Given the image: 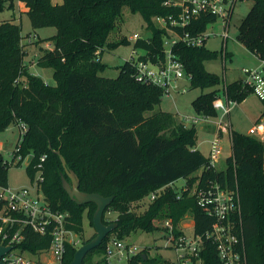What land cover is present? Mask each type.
Wrapping results in <instances>:
<instances>
[{"label": "trees", "instance_id": "16d2710c", "mask_svg": "<svg viewBox=\"0 0 264 264\" xmlns=\"http://www.w3.org/2000/svg\"><path fill=\"white\" fill-rule=\"evenodd\" d=\"M18 1L27 9L25 13L33 29H55L49 39L52 49L45 50L37 62L39 67L51 70L55 85L29 73L23 60L20 24L0 21V131L11 124L26 125L20 154L33 156L27 170L33 176V165L45 156L42 192L53 209L69 214L67 228L78 236L84 232V216L92 223L96 205H77L68 197L62 179L70 180L56 152L64 158L67 170L78 178L80 192L113 197L103 223H116V228L86 254L83 264H108L105 247L109 239L125 240L137 232L160 231L159 223L164 219H170L179 234L180 221L189 215L195 233L203 235L213 219L194 196L188 192L180 196V190L172 186L180 178L192 186L194 174L207 165V157L195 149V127H185L176 114L155 110L162 101L163 90L136 82L135 69L128 60L119 68L116 78L99 75L105 67L100 61L104 49L128 42L126 38L108 42L124 7L138 13L149 30L148 38L137 40L133 48L146 51L153 62L158 61L156 58L163 61L166 31L157 27L153 19L168 23L170 17H177L179 7L164 5L177 0ZM11 7L12 2L0 0V11ZM214 21V17L205 16L185 29L173 30L179 35L198 36ZM237 40L252 54L264 55V0H255L241 21ZM173 52L191 77L190 89L200 91L192 101L195 115H216L211 103L221 91L237 103L251 94L240 81L222 84L219 76L206 70L205 62L222 57V50L218 53L205 46L193 48L178 43ZM229 137L231 154L225 168L204 170L201 180L238 188L248 264H264V143L233 129ZM8 168L0 158V186H7ZM160 188L164 189L142 213L131 210L132 204ZM108 211L115 212L116 218L107 219ZM94 237L95 234L83 243ZM47 244L48 239L42 246ZM75 252L76 248L67 246L63 264H69ZM200 257L203 264H218L215 246L209 241H203ZM138 263L165 264L149 259L147 248L129 262Z\"/></svg>", "mask_w": 264, "mask_h": 264}, {"label": "built area", "instance_id": "2783aa9c", "mask_svg": "<svg viewBox=\"0 0 264 264\" xmlns=\"http://www.w3.org/2000/svg\"><path fill=\"white\" fill-rule=\"evenodd\" d=\"M238 1L242 0H179L177 2L167 1L166 6L179 7L180 12L177 17H170L168 23L161 18L153 19V23H159L160 27L166 31L163 39V61H151L146 55V51L133 49V54L129 58L135 72L134 79L138 83L153 85L163 90L164 95L171 96L172 92L186 91L180 82L187 80L190 82V75L186 74L179 57L173 52L174 46L182 43L188 47L200 48L204 46L205 37L203 34L191 36L188 33L177 34L173 27L185 29L193 21L201 17L211 16L215 20L223 21L224 32L221 35L223 46L227 41V30L230 18ZM133 34L130 40H146ZM49 48V46H47ZM222 60H226V52L222 50ZM258 65L251 68L241 69V78L238 80L241 85L251 91V94L264 101V55H254ZM144 57L145 60L141 59ZM237 101L230 99L225 91L219 92L212 102L214 110L221 111L223 115L230 112L232 106ZM180 121L185 127H196L202 123L211 121L201 115H181ZM217 132L213 134L209 142L207 155V165L196 174V180L192 186L185 185L180 189V196L188 192L197 201V204L205 214L213 219L209 230L203 235H197L194 230V221L191 216L185 215L180 221L175 233V227L170 219L160 221V231L165 237V247L172 249L176 255L177 264H203L200 252L203 241H209L215 246L218 264H248L246 243L242 232L241 204L238 188L223 186L217 181H203L201 174L205 171H219L217 164L222 154V139L219 130L226 131L220 124L216 123ZM18 140L15 149L8 152V157L4 158L0 146V158L7 166L24 165L26 168L31 165L32 160L26 165L29 155L20 154L21 143L26 133L27 127L23 123H18ZM264 135V120H259L249 130V135ZM196 149V148H195ZM31 155V154H30ZM45 156H41L34 169L38 178L32 187L10 188L0 186V245L9 248L0 260L3 264H63L67 246L77 248L80 245L78 235L69 230V214L55 210L45 198L41 182L42 164ZM173 186V183H172ZM164 188L151 192L145 198L151 203L162 192ZM110 212H106L107 219ZM48 239L47 246H42ZM143 250L134 243L125 240L111 238L105 247V257L108 264L112 258L124 260L129 264ZM141 264V263H138Z\"/></svg>", "mask_w": 264, "mask_h": 264}, {"label": "rangeland", "instance_id": "374dc122", "mask_svg": "<svg viewBox=\"0 0 264 264\" xmlns=\"http://www.w3.org/2000/svg\"><path fill=\"white\" fill-rule=\"evenodd\" d=\"M51 1L53 3L61 2V0ZM10 2H12L11 8H5L0 11V21L12 20L14 23L20 24L22 44L26 50V54L23 58L24 63L27 64L30 61L36 62L40 55H42L43 51L47 50V43L53 47V44L49 39L55 34V29L52 27L33 29L30 25L27 14L22 11L19 1L6 0V4ZM254 2L255 0H242L237 2L229 21L227 30L228 38L224 46L221 39V35L224 32V24L222 20L217 19L211 24H208L203 32V35L207 37L204 44L206 49L218 53H220L221 50H224L230 55L226 56V60H222V57H218L217 59L205 62L204 64L208 72L216 74L222 79V84L224 82L227 84L236 81L237 78L240 77L242 68H251L258 65V61L254 54L248 51L237 40L241 21L246 17ZM155 25L160 27L159 23H155ZM133 34L147 37L149 36V30H147L144 20L138 13H132L127 7H124L122 9L121 18L117 22L115 30L110 34L108 42L117 43L123 38H126L128 42L118 45L115 48L104 49V52L100 56V61L105 67L99 73L100 76L105 78L117 77L119 68L125 63V61L129 60L133 54L134 41L129 39ZM28 38H30L31 43H28ZM39 49H41V52H39ZM30 72L42 80L44 79L43 81H45L46 84L55 85L50 69L41 68L36 65L34 68H31ZM180 85L185 87L186 91L184 93L172 92V97L164 95L160 105L157 106L155 110L176 114L179 120L182 114L194 116L195 110L192 101L200 94V91L197 89H190V82L187 80L181 81ZM262 108H264L262 102L254 95L250 94L245 100L232 106L227 115H223L221 111L216 110V115L214 116L211 114L201 115L208 118L211 122L202 123L195 127L197 134V147L195 146V148L203 155L207 156L209 142L213 137V133L217 132V125L214 124L218 123L221 127L227 128L226 131H223L222 129L218 131L222 139V154L219 163L217 164V170L224 169L225 161L231 154V142L229 137L230 130L233 129L242 135H249V130L255 123H257L256 120L260 117ZM260 120H264V117H261ZM18 136V128L14 124H11L3 131H0V146L4 158L8 157V152L15 149ZM249 136L264 143V135L260 136V134L256 133ZM262 164H264V156H262ZM198 173L199 172H196L194 175ZM37 178V173L31 176V173L24 165H12L7 169L6 173V183L10 188L32 187ZM185 183L186 180L180 178L174 181L173 188L180 190ZM148 205V199L142 198L137 203L131 205V210L136 213H142ZM108 212H110V218H116L117 214L115 212ZM82 223L84 232L82 235L78 236L80 239V245H78L76 250L81 245L85 244L83 243L84 241L95 234L94 227L87 217L84 216ZM126 241L134 243L140 249L147 248L149 259H155L161 263L165 262V264H177L175 252L164 246L165 237L163 231L137 232L131 234ZM109 264H126V262L124 260L119 261L118 258L114 257L110 260Z\"/></svg>", "mask_w": 264, "mask_h": 264}, {"label": "water", "instance_id": "95a60500", "mask_svg": "<svg viewBox=\"0 0 264 264\" xmlns=\"http://www.w3.org/2000/svg\"><path fill=\"white\" fill-rule=\"evenodd\" d=\"M59 155L62 167L65 170L66 175L68 176L70 182H67L64 178L62 179V188L68 195V197L75 202L77 205H84L93 203L96 205V210L92 216V223L95 230V237L92 238L89 242L81 245L75 252L72 261L69 264H83V259L86 254L98 247L103 240L116 228V223L104 224L103 216L106 208L113 201V197H103L97 193H84L80 192L78 189V178L76 175L68 171L66 168V163L64 158L60 155L59 152H56ZM33 156L29 155L26 160V165L30 163ZM9 248L2 247L0 245V258L7 252ZM0 264H3L0 260Z\"/></svg>", "mask_w": 264, "mask_h": 264}, {"label": "crops", "instance_id": "0c3cea01", "mask_svg": "<svg viewBox=\"0 0 264 264\" xmlns=\"http://www.w3.org/2000/svg\"><path fill=\"white\" fill-rule=\"evenodd\" d=\"M20 3V2H19ZM20 6L22 7V11L23 12H26L27 11V9L25 8V6H24V4L23 3H20ZM37 40H39V39H37ZM28 43H31L30 42V38H28ZM24 46V45H23ZM47 46H49L50 48H48ZM46 49L47 50H51L52 49V47L50 46V44L49 43H47V45H46ZM24 51H25V54H26V50H25V47H24ZM39 52H41V49H39ZM44 52V51H43ZM41 56V55H40ZM40 58V57H39ZM38 58V59H39ZM38 59H37V61L35 62V61H30L29 63H24L25 65H26V67H27V69H28V71H29V73H31V74H33L32 72H30V70H31V68H34V66H36L37 65V62H38ZM38 66V65H37ZM36 73V72H35ZM39 73V72H38ZM33 75H35V74H33ZM241 78V74H240V77L239 78H237V80L236 81H238L239 79ZM44 80V79H43ZM45 82V81H44ZM46 83V82H45ZM262 112V111H261ZM260 120V117H258L257 118V120H256V122H258ZM215 125V124H214ZM214 134V133H213ZM261 136V135H260ZM197 147V146H196ZM207 157V156H206Z\"/></svg>", "mask_w": 264, "mask_h": 264}]
</instances>
